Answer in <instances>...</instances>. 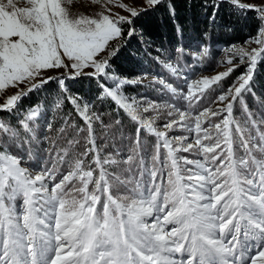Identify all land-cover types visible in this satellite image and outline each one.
<instances>
[{
	"label": "snow or ice",
	"instance_id": "6c2138e0",
	"mask_svg": "<svg viewBox=\"0 0 264 264\" xmlns=\"http://www.w3.org/2000/svg\"><path fill=\"white\" fill-rule=\"evenodd\" d=\"M76 2L0 0V112H18L55 83L53 108L70 103L83 121L64 118L66 144L50 141L33 172L22 165L40 143L43 105L15 125L0 119V264H264V117L244 101L264 62V0H205L213 23L225 5L237 22L253 13L257 34L224 50V71L184 76V87L153 77L159 100L127 95L146 74L121 77L111 61L136 35V18L162 0H90L101 9L92 15L77 14ZM192 55L204 60L209 47ZM155 59L180 78L178 63ZM77 78L94 79L96 99L114 103L134 132L123 134L119 119L105 124L94 103L70 93L66 81ZM237 104L246 119L235 117Z\"/></svg>",
	"mask_w": 264,
	"mask_h": 264
},
{
	"label": "trees",
	"instance_id": "16d2710c",
	"mask_svg": "<svg viewBox=\"0 0 264 264\" xmlns=\"http://www.w3.org/2000/svg\"><path fill=\"white\" fill-rule=\"evenodd\" d=\"M204 2L205 0H162L159 5L142 13L136 18L134 27L143 38L150 42V45L149 43L148 45H145L144 42L142 43V37L141 39L134 38L128 42L111 61L116 73L133 76L136 73L134 68L139 60L138 53H142L150 65L160 68V74L167 82L172 83L173 86L184 87L183 78L180 77L178 79L176 76H172L162 65L157 63L156 55L165 56V54H168L174 62L178 63L181 69H187L195 61L189 50L199 49L200 46L207 45L209 47V56L201 61L205 69H211L217 65V54L221 45L233 42L241 43L257 30L259 21L254 18L253 13L248 14L249 18L247 21L241 20L237 22L236 18L229 14L227 5L220 9L215 23H213L210 19L211 9H205L202 6ZM169 5L174 8V15L170 12ZM229 26L231 30H229ZM181 47L184 49V54L177 61L178 53L176 50ZM237 70L224 81L226 83L225 87L232 83L233 77L238 73ZM86 80H80L79 84L82 85ZM252 83V91L255 95L246 94L244 101L249 110L254 113V118L259 120L264 117V62L258 64ZM51 84L47 85L43 91L33 93L25 98L19 111L16 112L18 114L16 117L7 112H0L1 119L11 121L15 125L18 119L23 118V114L29 107L35 104L44 106L45 121H47L48 125L51 124L52 127L42 132L43 125L40 123V118L35 122L37 123L35 124L37 125L35 127L36 136L40 143L33 146L32 158L29 159L34 163L38 156L48 158L46 149L51 148L50 141H57L62 147L66 144V140L60 139L58 132L64 123L65 117H68L70 122L75 121L78 124H83V121L80 120L73 110L72 105L67 102L63 107L64 111L62 112H65L63 116L57 111L52 116H48L50 108H53L52 103L55 97L50 93L52 91L50 89ZM111 105L107 110L102 107L99 108L104 123L108 124L119 119L122 121L120 130L125 135H131L134 132V124L122 111L117 112L114 103ZM238 113L241 115V119H246L239 104L234 107V115ZM235 117L237 118V115ZM72 136H74V132L70 130L68 138H72ZM45 137L49 139L46 140ZM142 138L150 145L155 142L153 137L146 134ZM104 143L103 139L98 140V144L101 147L104 146ZM108 151H111V148Z\"/></svg>",
	"mask_w": 264,
	"mask_h": 264
},
{
	"label": "rangeland",
	"instance_id": "374dc122",
	"mask_svg": "<svg viewBox=\"0 0 264 264\" xmlns=\"http://www.w3.org/2000/svg\"><path fill=\"white\" fill-rule=\"evenodd\" d=\"M123 2L126 3V4H129V5L137 6V7H140V6L144 5V0H123ZM73 10L77 14L83 13V14L92 15V14H95L96 12L100 11L101 9H100L99 5L91 4L90 0H77ZM113 11L120 12L121 14L127 15L126 12H124L122 9H120L118 7L113 8ZM256 34H257V30L255 31V33L253 35H250V36L246 37L244 39V41L241 42V43L240 42H233L231 44L221 45L219 47V52L217 54V65H216V67L211 68V69L210 68L205 69L202 61L200 59H198V58H195L192 55V57L195 58V61H193V65L191 67H188L187 69H181L179 67L180 68V76L182 78L184 76H187L191 80V79H196V78H198L200 76H204V75H208V76L214 75V74H216V73H218L220 71L226 70V65L220 63V61H222L224 59V57H225V51L224 50L227 49L231 45H243V44H245V42L247 40H249L250 37H254ZM141 37L143 39L142 43L144 42L145 45H148V43H149V45H150V42H148L145 38H143V36L137 31H136V35H134L131 38H127V43L130 42L134 38L141 39ZM250 47H256V45L253 43V44L250 45ZM199 50H200V48L199 49H192V50H189V51L191 52V54H193V53L198 52ZM157 56H159L160 61L168 62L169 60H171L173 63H176V62H174L172 57L169 56L168 54H165V56L156 55V57ZM138 57H139L138 64L134 68L136 70V73L133 76L123 75V74L120 75L118 73H116V74L120 75L121 77H128V78H135V77H138V76H145V74H146L144 85H141V86H129V87L126 88V94L129 95V96H135L137 98H140L141 96H143V97H145V98H147L149 100H159L161 98L160 97V92L154 90L152 87H149L147 85H148V81H151L153 77H162L161 74H160V68L159 67L156 68L153 65H150L149 62L145 59L144 54L138 53ZM156 61H157L158 64L161 65V63L158 60H156ZM112 67H113V65H112ZM244 71H245V66L242 65L237 70L238 73L235 75V77H233L232 83L236 80V77H238ZM83 79L86 80L87 78H77L75 80L66 81L70 93H72L73 95H78L80 97H83L84 100H87V101H90V102L94 103L95 111L98 112V113H100L99 112V108L102 107L103 109L107 110L109 107L112 106L111 105L112 104L111 101H103V102H101V101H98L96 99V97L98 96L99 93H98L97 85H96V82H95L94 79H92V80L87 79L85 82H83L82 85L79 84V81L80 80L83 81ZM225 84L226 83L223 81L221 86L226 89L230 84H228L226 87H225ZM157 87H159V86H157ZM50 89L52 90V91H50V93L52 95L56 96V94L58 92V88H57L55 83L51 84ZM0 102H2V101H0ZM35 105H33V106H35ZM33 106H31V107H33ZM55 111H57L62 116L64 115L63 113H65V112H62V111H64V109L55 110L54 108H50V113H49L48 116H52ZM44 113H45V108L43 106L42 110H41V116L39 117L40 118V123L43 125L42 132H44V130L46 131L47 129H49L47 121H45V114ZM238 114H235V115H237L238 119H241V115L240 114L238 115ZM11 115L16 117L18 114L17 113H12ZM243 119H245V118H243ZM35 124H37V123H35ZM36 126L37 125H34V127H36ZM174 134L178 135L180 133L176 132ZM59 146L62 147L60 144H59ZM49 149L50 148L46 149V153L47 154H48V150ZM46 160H48V158H44L42 156H38V157H36L35 163H34L31 160H29V158L27 156H25V161H24L22 166L28 168L30 171L35 172V171H39L40 168L44 166V162ZM21 202L22 201L17 200V204L18 205Z\"/></svg>",
	"mask_w": 264,
	"mask_h": 264
}]
</instances>
